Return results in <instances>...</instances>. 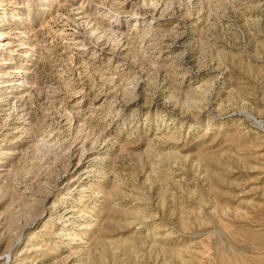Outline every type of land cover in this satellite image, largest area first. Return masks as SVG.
I'll list each match as a JSON object with an SVG mask.
<instances>
[{
	"label": "rangeland",
	"instance_id": "1",
	"mask_svg": "<svg viewBox=\"0 0 264 264\" xmlns=\"http://www.w3.org/2000/svg\"><path fill=\"white\" fill-rule=\"evenodd\" d=\"M0 264H264V0H0Z\"/></svg>",
	"mask_w": 264,
	"mask_h": 264
}]
</instances>
